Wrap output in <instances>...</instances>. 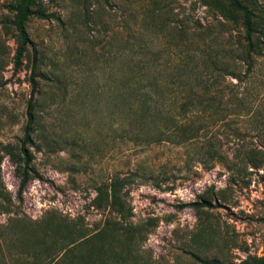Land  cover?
<instances>
[{
    "label": "rangeland",
    "instance_id": "374dc122",
    "mask_svg": "<svg viewBox=\"0 0 264 264\" xmlns=\"http://www.w3.org/2000/svg\"><path fill=\"white\" fill-rule=\"evenodd\" d=\"M15 1L0 0V20L9 16L7 7ZM205 1L228 11L234 22L221 19L201 0L34 1V9L49 15L29 18L26 23L38 73L33 99L43 107L34 137L36 147L29 151L41 180L28 181L20 202L13 166L2 147L15 145L22 135L32 53L27 48L20 69L11 75L8 61L14 44L0 24V190L14 205L10 212L0 210V226L10 219L34 221L56 210L81 216L90 228L99 227L108 215L91 203L93 187L115 174H134L137 178L128 188L130 220L136 224L148 217L157 219L143 243L153 264H196L187 254L188 243L204 220L223 238L218 242L220 252H210L221 264L264 257V165L253 168L234 159L237 150L254 148L264 160V64L260 59L244 85L248 113H228L207 134L214 143L219 141L228 160L237 163L230 168L223 162L207 168L193 155L194 147L162 141L153 128L146 129L148 143L133 134L122 136L127 120L114 107L120 55L135 52L134 58L149 61L146 78L154 96L161 87H154L156 79L158 85H167L172 77L188 78L194 62L185 68L187 59L237 43L242 36L241 16L227 7L226 0ZM241 2L253 12L254 36H259L264 0ZM222 80L226 85L233 82L228 76ZM165 101L175 106L181 99ZM210 189L222 190L224 201H212L202 221L189 208L175 209ZM4 205L0 199V207ZM8 231L0 230L2 237ZM7 246L1 245L0 264L14 251Z\"/></svg>",
    "mask_w": 264,
    "mask_h": 264
},
{
    "label": "trees",
    "instance_id": "16d2710c",
    "mask_svg": "<svg viewBox=\"0 0 264 264\" xmlns=\"http://www.w3.org/2000/svg\"><path fill=\"white\" fill-rule=\"evenodd\" d=\"M35 0H16L8 5L9 16L0 20L1 28L14 44L13 54L8 64L13 75L22 64V59L30 47L26 32L29 18L45 19L49 15L34 9ZM227 7L241 16L242 36L235 45L216 52L189 58L184 62L188 68L194 62L186 79L172 77L171 83L162 85L156 79L158 89L151 95L146 78L149 61L135 57L136 53L120 55L119 89L115 91L114 107L122 114L125 126L121 135L133 134L135 138L150 140L147 128L157 130V138L175 146L194 147L193 155L208 168L215 162L226 166H236L221 152L219 141L208 137L209 129L226 115H246L249 103L245 101L244 85L254 72L260 59L264 64V14L260 10V33L254 36L252 25L253 12L241 0H226ZM202 6L214 8L221 19L234 22L230 13L223 8L211 6L201 0ZM208 9V10H209ZM31 48V47H30ZM141 50V47H139ZM133 52V51H132ZM32 62L29 75L30 93L25 104V123L22 135L15 145H3L2 151L13 166V175L17 180L16 199L21 201L22 192L28 181H40L41 177L32 167V154L29 148H35L34 137L41 121L42 103L33 99L37 94L36 56L31 48ZM191 76V77H190ZM231 81L223 83V77ZM161 82V81H160ZM150 88V87H149ZM180 98L175 106L165 100ZM242 152V153H240ZM234 159L253 168L264 165L263 155L254 148L245 152L237 150ZM205 167V168H206ZM70 168L73 170L75 166ZM74 172V171H72ZM137 177L134 174L121 176L115 174L106 181L93 187L95 193L91 203L96 209L105 211L108 217L96 228H90L81 216L70 217L56 210L46 211L39 219H10L0 230L8 229V236L0 233V248L7 246L14 251L3 264H153L143 243L147 235L157 224L155 217H148L141 223H132V209L128 200V188ZM0 199L6 205L2 212H10L12 205L9 197L0 190ZM212 201H224L222 190H207L196 196V200L180 203L176 210L189 208L199 220H203L204 209ZM264 222V219H262ZM218 229L207 220L202 221L197 236L188 243V255L196 264H221L215 253L220 252L222 241ZM240 264H264V257H247Z\"/></svg>",
    "mask_w": 264,
    "mask_h": 264
}]
</instances>
